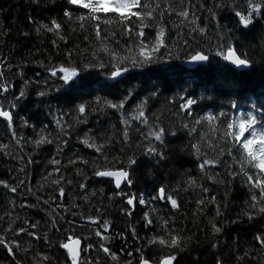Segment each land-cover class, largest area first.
Segmentation results:
<instances>
[{
    "label": "trees",
    "instance_id": "trees-1",
    "mask_svg": "<svg viewBox=\"0 0 264 264\" xmlns=\"http://www.w3.org/2000/svg\"><path fill=\"white\" fill-rule=\"evenodd\" d=\"M216 2L226 3L229 6L233 3L240 7L245 6L244 0H216ZM143 3H149L150 6L160 4L161 7L154 13L156 15L168 9L169 5L178 11L181 0H142ZM211 3L212 0H183L184 7L189 11V18L179 28L175 27V22L182 18L176 17L175 11L169 17L168 12L165 11L161 23L166 30H170L171 41L177 46H180L185 39L191 42L187 30L192 27L189 21L195 12L199 23L208 24V35L204 38L197 36V39L215 43L218 30L215 23L208 19L210 14L206 11ZM199 5L205 7L201 9ZM73 6L76 8H71L65 0H40V3H33V0H0V72L4 73L3 77H0V82L7 81L13 84V88L5 95L11 97L13 92L18 94L19 88L23 86L19 76L21 71L26 79L40 80L46 73L43 68L38 67L37 61L47 62L48 57L53 60L57 57V50L51 44V40L55 37L44 29H41L40 35H37L35 27L38 23H49L51 19H57L64 26V34L69 38L67 47L79 44L81 58L90 57L89 42L92 41L93 45L99 42L95 40L94 24L96 22L84 21L85 28L80 29L78 25L81 22L74 19L69 26L67 18L63 17L65 9H76L81 14L88 13V9L80 8L78 5ZM137 10L133 9V11ZM216 11L222 27L234 29L235 34L240 37L243 42L240 50L247 51L251 58L260 60V63L247 71L239 72L224 61H221L219 66L215 64L200 66L195 70H187L177 61L172 65L153 66L144 69L143 72H133L126 75L122 82H108L97 72L84 73L83 89H75L70 93L53 91L46 99L35 95L33 89L28 99L15 110L18 117H15L13 129L18 136L24 135L26 139L31 140L39 138V130L47 125L54 137L61 131L57 128L54 117L59 115V109L64 111L70 109L71 105L66 103L69 97L75 98L83 92L84 99H91L92 97L87 95L91 92L93 96L107 95L109 99H112L119 91L135 87L143 93L141 99L152 89L162 92L169 99L178 92L183 93L186 89L189 94H194V98L198 99V104L193 106V117L209 114L218 116L220 111H224L228 114V122L235 123L236 131H238L239 122L247 119L249 113L256 114L258 123L255 131L258 138L259 134L264 132V122H261L264 109L260 107L264 105V46H262L264 35H262L261 25L257 24L251 32L245 30V34L241 35L236 28V18L229 7H222ZM111 14L112 12H102L98 15L101 20L105 16L109 18L121 16L120 13ZM114 25L119 24L115 20L107 26L100 24V29H103L101 39L110 47H115L117 39L121 40V45L124 44L120 36L121 27L114 29ZM157 26L159 27L160 24H157L156 28ZM73 27L77 29L74 34L71 32ZM151 30L153 29H149ZM25 32L29 35H23ZM84 35H87L89 39H83ZM59 43V56L63 57L66 46L63 42ZM233 84L236 87H233ZM201 95L204 97L203 100L199 99ZM129 103L131 104V101ZM233 103L237 104L236 109L231 108ZM173 109L174 106H166L164 99L161 98L160 104L150 103L149 109L146 110V114L150 117V125L154 124V113L159 117V125L166 129L168 147L163 148L157 144L166 153L167 159L163 161H159L156 157L139 156V149L135 148V144L141 143L143 136L138 133H130L133 142L131 148L122 142L116 143L117 140H122L124 125L119 123V114L114 110L105 109L103 112H94L88 115L86 124L72 121V126L67 128V135L61 137L68 140V144L63 146V154L59 156L56 154L55 144L58 142L56 140L52 145L45 144L39 149L26 146L21 150L11 136L13 129H9L7 123L0 120V144L10 145L7 149L9 155L0 152V180L6 181L10 187L19 185L15 193L0 185V235H3L5 229L11 224L12 231L7 232L6 239L17 240L22 248H28L27 252H20L13 248V254L9 255L7 250L0 246V264H17V261L20 264H49V261L51 264H65L67 254L60 245L71 236L82 239L84 249L88 243L93 245L87 252L83 249L82 261L87 257L93 264H126V261L130 259L132 264H137L140 255V252L136 251L137 248H142L146 257L153 252V248L146 244L147 238L152 233L144 226L145 212L149 213L157 224L160 217L171 218L175 223L170 226L177 230L183 229L185 236L192 237L187 250L179 257V264H217V260H220L222 264H264V246L254 239L264 231V213L258 211L259 207L264 205L257 203L256 208L251 207V204L256 202L251 201V193L247 184L241 182V176H237L235 181L228 183L231 177L226 174V169L238 171L242 161L245 168L250 167L247 161L243 160L242 152L241 159L235 162L227 154L225 142L228 145L238 142L232 141L231 136L225 137V128L219 126V121H204L197 126L195 134H189L181 127V120L174 116ZM241 113L244 115L242 116ZM184 115L186 113H181V116ZM24 119L35 125L36 132H33L32 128L20 127L21 120ZM65 119L72 120L71 117H65ZM187 122L191 127L192 118H189ZM133 127H136L135 123ZM169 129L177 131V135L173 137L168 134ZM149 130V128L143 129L145 134ZM251 131L252 129H249L245 133L249 139L252 138ZM86 136L90 143L96 144L103 143L106 138H113L109 159L112 155L123 158L130 151L137 153L140 167L134 175L135 186L132 191L149 201L148 207L127 206L125 201L113 191L112 181L108 183V180L92 177L91 162L94 159L99 162L101 154L80 142ZM143 143L146 145L147 141ZM192 144L199 145V157L196 149L191 147ZM121 148H124V153H121ZM233 154H236L234 150ZM53 156L61 160L60 165L49 163ZM81 156L89 160L88 165L82 163L79 159ZM29 157L32 163L28 162ZM69 159H76L77 163L69 164ZM204 159L215 160L217 163L205 165V169L201 170L199 165ZM56 168L60 169L59 173L55 171ZM77 169H82L83 174L78 175ZM49 172L52 173L51 176H48ZM217 173L221 175L218 176ZM61 175L64 176L61 185L53 184L52 181ZM86 177L91 178L86 179V188L80 189L79 184L84 182ZM69 179L73 181L72 184L67 183ZM220 179H225L226 182L214 183V180ZM20 180H24L25 183L19 184ZM161 185L165 186L166 191L177 199L179 209H172L170 202L150 200L149 197L153 194L154 188ZM60 186L65 188L64 197L59 196ZM202 187L208 188L207 194L202 192ZM29 188L31 191L28 190ZM173 189L178 191L173 192ZM226 189L227 198L224 195ZM253 191L258 193L259 190ZM212 195L216 196L217 203L220 204V216H216V205L207 203ZM37 196L40 197L39 201ZM49 196L55 201L51 203V208L44 203ZM85 196L87 200L83 198ZM201 198L205 199L206 204L201 206L203 211L197 212L195 202ZM21 204L26 207H21ZM72 204L77 207L72 208ZM52 209H55L63 219H59V216L52 213ZM128 210L132 211L131 217L124 214ZM245 213L253 215L254 218L249 220ZM89 216L99 219L101 224L104 219H107L110 222L109 230L104 232L102 227L88 219ZM52 218L57 220L55 228L51 223ZM213 219L218 226L223 224V231L219 236L211 234L208 222ZM25 220L30 223L39 221L37 228L31 230L41 239L28 237L24 233L13 235L20 227L27 226L24 223ZM133 227L136 229L138 238L131 235ZM95 231H100L102 236L113 237L106 242V246L110 249L109 253H104L99 247L105 242L94 235ZM45 232L49 234L51 246L42 239ZM213 242H216V247L212 246ZM111 253L117 255V261H111ZM129 253L131 256L128 255ZM44 256H48L49 261H44ZM67 264H70L69 260Z\"/></svg>",
    "mask_w": 264,
    "mask_h": 264
},
{
    "label": "snow or ice",
    "instance_id": "snow-or-ice-1",
    "mask_svg": "<svg viewBox=\"0 0 264 264\" xmlns=\"http://www.w3.org/2000/svg\"><path fill=\"white\" fill-rule=\"evenodd\" d=\"M33 3H40V0H33ZM67 5H78L80 8L88 9L87 14H81L76 9L64 10L63 17L67 18L69 26H71L73 20H78L81 23L78 25L80 29L85 28L84 21H95V40L99 41L93 45L92 41L89 42L90 57L87 59L81 58L80 45L74 44L73 47H67L69 45V38L64 34V26L58 22L57 19L53 18L49 23H38L35 27V32L40 35L41 29H44L47 33H51L55 38L51 40V44L57 50V57L55 60L48 57L47 62L45 60L37 61V65L43 68L46 73L45 76L41 77L40 80H29L24 77V73L21 71L19 73L20 79L23 81V86L19 88L18 94L13 92L11 97L5 95L9 93L10 89L13 88V84L7 81L0 82V117L7 121V127L13 129V111L20 107V104L27 100L29 95L32 94L33 89L35 95L40 98L46 99L49 95L55 92H66L70 93L75 89H83L84 73L97 72L103 75L108 80H114L122 82L125 74H131L133 72H143L144 69L159 65H172L179 61L181 64H193L198 66L207 65H220L221 61L228 62L229 65L235 67V69H251L255 64L260 63V60H256L250 57L247 51H241L243 47V42L240 37L235 34L232 28H223L218 19V12L216 10L222 7H229L230 11L233 12L236 18V28L239 29L241 35L245 34V30L251 32L255 29L257 24L261 25L262 35H264V0H244V7H240L233 3L229 6L226 3H218L216 0H212L210 6L206 8V11L210 14L208 19L215 23V27L218 30L216 34L215 43L212 41H206L202 39H197V36L204 38L208 35V24L199 23L198 17L193 12L192 18L189 23L192 27L188 28L187 35L191 37V42L185 39L180 46H177L171 41L170 30H166V27L161 23L165 16V11L168 12L169 17L172 16L174 9L169 5L168 9L156 13V9L161 7L160 4L155 6H150L149 3H143L142 0H65ZM203 9L204 5H199ZM118 11L121 13L119 18H109L105 16L102 20L99 17V13H107L109 10ZM138 9L133 11V9ZM175 16L182 18L175 22V27L179 28L184 25V22L189 18V11L184 7L183 0L179 5V10L175 11ZM135 18V19H133ZM118 23L121 26V39L124 40V44L121 45V40H115V47H110L108 44L101 39L100 24L107 26L113 22ZM160 24L158 29L156 25ZM149 29H153L149 31ZM77 29L75 27L71 28V32L76 33ZM23 35L27 36L29 33L25 32ZM166 36L168 39L166 40ZM83 39L88 40L89 37L84 35ZM66 46L63 57L59 56L60 43ZM262 46H264V39H262ZM94 49V50H92ZM119 49V51L117 50ZM123 53V54H121ZM219 58V59H218ZM4 73L0 72V77H3ZM233 87H236L233 84ZM91 96V99H84V93L75 98L69 97L66 103L71 105L68 111L59 109V115L54 117L55 124L57 128L61 131L57 133L54 137L51 131L48 130V126L44 125L43 128L39 130V138H33L31 140L26 139L24 135H19L12 130L11 136L17 146L23 150L26 146L34 147L35 149L41 148L43 145H52L54 140L58 141L55 144L56 154L62 155L64 148L68 144V140L62 139V135H67V128L72 126V121L78 124H86L88 122V115L97 112L105 111V109L114 110L119 114V123L124 125L122 130V140H117L116 143H123L127 147H132V137L131 132L138 133L143 136V141H147L145 145L143 141L141 143L135 144V148L139 149V156L156 157L159 161L167 159L165 151L161 147L167 148L166 143V129L159 125V117H155L154 124H149V115L146 114V110L149 109V104L158 105L160 104L161 98L164 99L166 106H174L173 114L175 117L181 120V127L189 134H195L197 132V126H200L202 122H212L219 121V126L225 128V137L231 136L232 141L238 143H232L227 147V154L235 162L241 159V152L243 154V160L247 161L249 168L243 166V161L241 168L236 171H227L228 177H231L232 181H235L237 176H241V182L246 183L249 192L251 193L250 199L252 202L251 207L256 208L257 203L264 205V132H261L257 138V133L255 131V126L258 123V117L256 114L249 113L247 119H242L239 122L238 131H236L235 123L228 122V114L224 111H220L218 116L209 114L207 116H195L193 117L194 105L198 104V99L194 98V94H189L185 89L183 93H176L169 99L164 96L162 92L152 89L148 92L147 96L141 99L143 93L139 91L138 88H127L119 91L112 99H109L107 95L93 96L91 92L87 93ZM200 100L204 97L201 95ZM80 102L77 103L76 101ZM131 101V104L129 103ZM137 101H139L137 103ZM127 106V107H126ZM255 107V106H254ZM264 109V105H260ZM232 109L237 108V104H231ZM87 113V114H86ZM181 113H186V115L181 116ZM243 116L244 113H241ZM65 117H71L72 120H66ZM189 118H192V126L190 127L187 122ZM220 118H223L222 120ZM261 122H264V113L261 114ZM136 127H133V124ZM20 127L24 129L32 128L33 132H36L35 125H32L28 120H21ZM144 128H149L150 130L145 134ZM252 129L250 135L252 138H247L245 133L247 130ZM47 133V135H45ZM168 134L175 137L177 131L168 130ZM52 137V138H49ZM243 138V140H242ZM113 138H106L103 143L96 144L90 143L89 138L86 136L81 143L87 148H92L95 152L100 153L101 157L99 162L94 159L91 162L92 177L98 178H109L108 183L114 180L113 191L119 197H121L127 206L141 205L148 207L149 201L145 200L142 195L137 192L132 191L135 186L134 175L137 169L140 167L138 163L139 156L135 151H130L124 155L123 158L117 155H112L109 159L111 153ZM23 142V143H22ZM9 144H0V152L4 155H9L7 151L9 149ZM192 148L196 149V153L199 157L200 147L198 144H192ZM235 151V155L233 154ZM121 153H124V148L120 149ZM223 151V150H222ZM83 164L88 165L89 160L84 157H79ZM29 163H32L31 157H29ZM52 165H60L61 160L57 159L55 156L49 161ZM69 164L75 165L77 163L76 159H69ZM217 161L204 159L200 163L199 167L201 170L205 169V165H214ZM57 173L60 172L59 168H56ZM77 174L82 175V169H77ZM242 174V175H241ZM52 173L49 172L48 176ZM217 175H221L217 173ZM91 177H86L84 182L79 184L80 189L86 188V179ZM47 179V177H45ZM64 180V176H58L52 181L55 185H61ZM218 182L224 184L225 179H220L218 181L214 180V183ZM24 180H20L19 184H24ZM68 184H72L73 181L69 179ZM0 185H3L5 189H9L11 192H17V186L10 187L9 184L0 180ZM254 189H258V193L254 192ZM31 191V189H28ZM202 192L204 194L208 193L207 187H202ZM59 196H65V188L60 186ZM173 192L178 191V189H173ZM225 198H227L228 191H225ZM87 200V196L83 197ZM151 201H165L170 202L172 209H179L180 205L177 199L173 197L171 193L166 191L165 186H157L154 188L153 194L150 195ZM40 197L37 196V201ZM53 201L52 197L45 200L44 203L49 205L51 208V203ZM197 212L203 211L201 206L206 204L205 199H197ZM207 203L215 204L216 216L221 215L220 204L217 203V198L212 195L208 198ZM21 207H26V205L21 204ZM35 207V205H32ZM77 205L72 204V208H76ZM67 211V209H65ZM259 213H264V206H260L258 209ZM52 213L59 216V213L55 209H52ZM125 215L131 217L132 211L128 210L124 213ZM249 220L254 217L251 214L245 213ZM59 219H63L59 216ZM93 224L99 225L103 228L104 232L109 230L110 222L107 219L100 223L99 219H93L91 216L88 217ZM143 222L145 228L152 233L146 240V244L153 248V252L146 257L145 252L142 248H137L136 251L140 252L137 264H179V257L182 253L187 250L188 243L192 240L191 236H185L184 230H177L174 225L175 221L171 218L160 217L159 223L145 212L143 214ZM25 226L20 227L16 230L13 235H20L21 233L26 234L28 237H36V239H41V237L36 236V233L31 229L37 228L39 221L36 223H30L25 220ZM52 226L55 228L57 220L55 218L51 219ZM211 234L214 236H219L223 231V224L217 225L215 220H210L209 222ZM159 229V231H157ZM12 231L11 224L5 229V233L0 235V246H3L7 250L9 255L13 254V248L20 252H27L28 248H22L21 244L17 240L6 239L7 232ZM59 231V229H57ZM94 235L100 237L105 243L99 245L103 249L104 253H109L110 249L106 246V242L110 241L112 236H102L100 231H95ZM119 235V233H116ZM131 235L137 237L136 229L133 227L131 229ZM43 240L47 241L51 246V241L49 240L48 232H45L42 237ZM259 241L261 246H264V231L260 235L254 237ZM80 243L79 240L74 242L73 246L67 244H61L60 247L67 248L68 253L65 257V264L70 259V264H93V262L85 257L83 261L80 260V253L77 251V247ZM213 247H216V242H213ZM31 247V245H29ZM93 245L88 243L84 249L85 252ZM131 256V253L128 254ZM246 255V254H245ZM243 259V257H240ZM44 261H49L48 256L43 257ZM118 257L115 253H111V261H117ZM17 264H20L17 261ZM49 264L51 262L49 261ZM126 264H132V260H127ZM217 264H222L220 260H217Z\"/></svg>",
    "mask_w": 264,
    "mask_h": 264
},
{
    "label": "water",
    "instance_id": "water-1",
    "mask_svg": "<svg viewBox=\"0 0 264 264\" xmlns=\"http://www.w3.org/2000/svg\"><path fill=\"white\" fill-rule=\"evenodd\" d=\"M188 66H190V67H193V66H195V65H193V64H187ZM232 66V65H231ZM232 67H234V66H232ZM235 68V67H234ZM246 69V68H245ZM238 70H243V69H238ZM75 241H77V240H72V241H70V242H68L67 243V245H69L70 247L71 246H73L74 245V242ZM77 247V251L80 253V255H81V247H82V243L80 242L79 243V245L78 246H76ZM67 251H68V249L67 248H65ZM78 264H79V262H78Z\"/></svg>",
    "mask_w": 264,
    "mask_h": 264
},
{
    "label": "bare ground",
    "instance_id": "bare-ground-1",
    "mask_svg": "<svg viewBox=\"0 0 264 264\" xmlns=\"http://www.w3.org/2000/svg\"><path fill=\"white\" fill-rule=\"evenodd\" d=\"M97 179H99V180H104V179H102V178H98V177H97Z\"/></svg>",
    "mask_w": 264,
    "mask_h": 264
}]
</instances>
